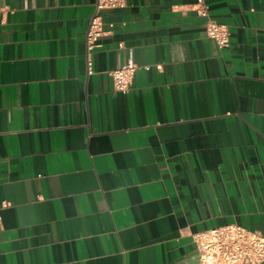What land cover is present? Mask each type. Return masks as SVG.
<instances>
[{
  "label": "crops",
  "instance_id": "obj_1",
  "mask_svg": "<svg viewBox=\"0 0 264 264\" xmlns=\"http://www.w3.org/2000/svg\"><path fill=\"white\" fill-rule=\"evenodd\" d=\"M0 0V264H201L264 236V0ZM131 56L127 93L109 73Z\"/></svg>",
  "mask_w": 264,
  "mask_h": 264
},
{
  "label": "built area",
  "instance_id": "obj_2",
  "mask_svg": "<svg viewBox=\"0 0 264 264\" xmlns=\"http://www.w3.org/2000/svg\"><path fill=\"white\" fill-rule=\"evenodd\" d=\"M125 0H96L94 14L89 20L85 35L86 57L89 64L90 52L104 35L103 15L123 9ZM195 12L205 19V32L219 49L229 46L230 32L227 26L210 19L204 0H196ZM1 13V11H0ZM137 67L131 56L117 70L109 73L114 91L127 93ZM201 264H264V236L236 225L212 228L192 236Z\"/></svg>",
  "mask_w": 264,
  "mask_h": 264
}]
</instances>
